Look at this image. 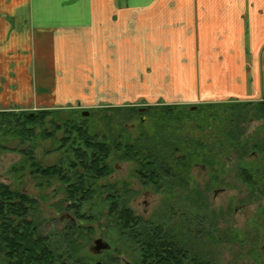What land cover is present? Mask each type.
Listing matches in <instances>:
<instances>
[{
  "label": "crops",
  "instance_id": "crops-1",
  "mask_svg": "<svg viewBox=\"0 0 264 264\" xmlns=\"http://www.w3.org/2000/svg\"><path fill=\"white\" fill-rule=\"evenodd\" d=\"M264 101V0H0V112Z\"/></svg>",
  "mask_w": 264,
  "mask_h": 264
},
{
  "label": "trees",
  "instance_id": "trees-1",
  "mask_svg": "<svg viewBox=\"0 0 264 264\" xmlns=\"http://www.w3.org/2000/svg\"><path fill=\"white\" fill-rule=\"evenodd\" d=\"M250 103L254 102L208 103L198 105V109L206 105L213 108L230 104L234 110L235 107L243 108ZM254 104L258 114L264 116V101H255ZM172 106L179 105L146 106L142 113L148 121L139 123V134L134 139L126 128L121 129L123 133H118L107 126L105 132L90 135L84 125L65 124L63 132L67 137L63 139L64 157L54 165L43 167L33 154L34 147L22 151L24 161L20 168L14 167L12 172L23 173L28 169L38 186L59 182L66 196V205L62 202L61 205L74 218L61 229L44 232L43 224L47 221L40 217L37 200L13 190L9 185L0 184V264H92L93 255L85 250L80 239L85 234L93 233V226L88 224L102 218L107 223L105 228L109 233L111 230L115 233V252L127 256L130 264H191L196 252L194 241L186 235L180 236L178 226L172 221L173 214H164L155 221L144 219L128 205L131 190L127 184L123 183L121 187L118 183L98 184L112 172L110 158L119 156L122 160L136 164L134 174L138 179L158 188L164 185L171 189L168 181L176 179L174 168L178 166V172L181 169L187 171L194 156L193 150L181 145H193L195 142V146L201 150L215 146L213 142L210 145L203 144L200 139L184 138L178 141L177 138L167 137L165 133L161 135V130L169 129L167 121L172 116L171 113H155L159 109L171 112ZM106 111L129 112L138 116L135 106L109 107ZM53 113L55 111L49 110L33 114L0 112V133L29 144L35 139L52 137L53 134L42 131L40 126ZM235 117L238 120L244 115L237 114ZM150 120L155 125V128L151 126L154 129L152 135L148 134ZM37 129L38 133L35 131ZM233 140L238 141L236 132L232 133L227 146L233 145ZM220 144L225 147V142ZM182 150H186L187 154L176 157ZM95 199L97 204H94ZM101 264L124 262L108 256Z\"/></svg>",
  "mask_w": 264,
  "mask_h": 264
},
{
  "label": "rangeland",
  "instance_id": "rangeland-1",
  "mask_svg": "<svg viewBox=\"0 0 264 264\" xmlns=\"http://www.w3.org/2000/svg\"><path fill=\"white\" fill-rule=\"evenodd\" d=\"M253 102L255 103V101ZM254 103H250L243 108L235 107L234 110L231 109L230 104L221 105L220 107L214 106L213 108H209L206 105L200 109H198V105L172 106L174 108L171 112H166L163 109L157 110L155 114L165 115V113H171L170 115L172 116L167 121L168 126H170L169 129L161 130V135L165 133L167 137L177 138L178 141H182L184 138L200 139L206 145H210L213 142L215 146L210 149L214 151L222 147L221 142H225L226 156L214 157L213 154L207 153L210 149L201 150L195 146V142H193V145H181V147L185 146L190 151L193 150L194 156L191 160V166L187 171L181 169L178 172V166L174 168L177 176L173 182L168 181V185L172 187L171 189H168L164 185L158 188L152 184L143 182L134 174L137 168L136 164L131 161L122 160L119 156H112L109 160L112 172L108 177L100 180L98 184L118 183L119 187L123 183L127 184L129 190H131L130 197L128 198L129 207L136 215L147 220L155 221V219H159L164 214H173L172 221L178 226L180 214L186 216L196 214L195 196L192 195L194 191H198L199 194L201 193L200 197H208L210 199L211 206L202 203V207L214 209L215 216L223 212L225 213L227 210L232 215L231 219L238 220L241 225L245 217L233 216V209L236 205L245 203V208L247 209L245 214L250 216L248 217L249 220L254 219L255 216L264 213V208L262 209L261 206L264 203V198L260 200V197L256 195V189L251 185L245 184L237 176L235 170L225 169L228 165L225 157H230V159L238 161L237 164L240 168L247 169L248 173H251L249 175H255L251 170L253 163L250 162L249 158L243 160V157L252 150L251 147L255 141L260 140L264 145V116L258 114ZM135 107L137 108L135 112L138 116H134V114H130L129 112L106 111L108 108L49 110L55 111V113L48 115L40 127H42V131L53 134V136L46 139H35L31 144L21 143L18 138L2 136L0 133V184L9 185L13 190L21 191L37 200L40 217L47 221V223L43 224L44 232L61 229L67 221L74 218L73 214L65 211L61 205V202L63 205H66L64 204L66 196L61 184L53 181L49 186H46V184L44 187L38 186L37 180L31 177L28 169L24 170L23 173L19 171V173L12 172L14 167L20 168V165L24 161L22 151H25L28 147H34L33 154L43 167L58 163L64 157L63 139L67 137L63 132L65 124L84 125L90 135L105 132L107 126L113 128L118 133H123L121 129L126 128L130 131L131 138L134 139L139 134V123L147 120V117L141 111L146 106L136 105ZM191 107H196V109L190 110ZM39 111L43 110L13 112L33 114L39 113ZM84 111L88 112V116H82V112ZM237 114L244 115V117L237 120L235 117ZM149 117L152 116L149 115ZM152 125H154V121L150 120L149 135L154 133ZM35 131L38 133V129ZM233 132L237 133L238 141L235 142L233 140V145L229 144L227 146ZM243 150H246V152L242 153ZM205 151L206 153L204 154ZM182 153L187 154V151L182 150V152H178L175 156L181 158ZM182 178L185 180L180 181ZM223 187L226 188V193L221 196L218 195L212 201L213 191ZM206 191L207 194H205ZM146 194L148 196H145ZM93 201L94 204L98 203L96 199ZM200 204L199 202L198 207H201ZM62 216L67 217L61 218ZM220 224L221 222H216V226ZM106 225L107 223L104 218L96 220L95 223L88 224V226H93V233L81 236V244L85 246L86 251L88 250L87 247L96 239H103L112 245V250L105 252L103 256L97 257L93 255L92 264H101L108 256L118 259V261L121 259L122 263L126 264L128 257L125 255L120 256L115 252L116 243L113 244L115 233L112 230L109 233V230L105 228ZM228 225H230L231 233L228 234L229 236H225V241H229L230 245L234 246L235 243L240 242L242 238L241 234L243 233L239 230L240 228L236 229L233 227V222ZM250 227V229H258L256 226L251 225ZM200 244L217 247L228 244V242H224V237L222 234H219V231H213L209 236L202 237ZM220 255L226 256L225 262L222 259L219 260L220 264L229 262L230 254L228 252L221 251ZM231 255L230 264H238L241 260L239 256L242 260H245L248 256V254L238 251L237 254L231 253ZM248 262L240 264H249Z\"/></svg>",
  "mask_w": 264,
  "mask_h": 264
},
{
  "label": "flooded vegetation",
  "instance_id": "flooded-vegetation-1",
  "mask_svg": "<svg viewBox=\"0 0 264 264\" xmlns=\"http://www.w3.org/2000/svg\"><path fill=\"white\" fill-rule=\"evenodd\" d=\"M251 148L252 150L243 157V160L249 158L250 162L253 163V166H251V170L255 173V175H248L251 173H248L247 169L240 168L237 164L238 161L236 159H230V157H225L226 162L228 163L225 169L235 170L237 176H239V178L245 184L251 185L256 189V195H258L260 197V200H262L264 198V145L259 140L255 141L252 144ZM225 149L226 147H221L219 150L215 151L207 149L209 150L207 151V153L213 154L214 157H221L225 155ZM245 152L246 150H243L242 153ZM205 153L206 151L204 152V154ZM225 193L226 188H217L213 191V199L211 198V200L213 201L218 197V195L221 196ZM200 194L198 191H194L192 193V195L195 196L194 203L196 205V214L189 216L180 214L178 220V233L180 234V236L186 235L187 237H190L192 242L194 241L193 244H195L194 248L196 252L194 253L193 258H191V264H220V259L225 262L226 260L224 259H226V256H221V251H226L230 254L229 262H226L224 264H230V259L232 257L231 253L237 254V251L248 254L245 260H242V258L239 256L241 260L238 264L246 263V261L248 262V260L249 264H264V213L255 216L254 219L249 220L248 217L250 216L245 214L247 210L245 208L246 204L242 203L240 205H236L233 209V216L245 217L243 218V223L240 225L238 220L231 219L232 215H230L227 210L225 213L223 212L215 216L214 209L209 207H202V203L207 206H211V204L208 197H200ZM205 194H207V191L205 192ZM145 196L148 195L146 194ZM199 202L201 203V207H198ZM261 206L263 209L264 203H262ZM64 217L67 216H62L61 218ZM217 221L221 222V224L216 226ZM231 222H233V227H235L236 229L240 228L239 230L243 233L241 234L242 238L240 242L235 243L234 246H231L229 241H225V236L231 233L230 225H228ZM251 225L256 226L258 229H250ZM246 227L247 229H245ZM213 231H219V234H222V236L224 237V242H228V244H223L217 247H209L202 244L199 245V243L201 242V238L209 236ZM258 249L260 252L258 251ZM108 251L109 250L103 251L101 254L96 256H103L105 252ZM185 262L187 263L188 260H186ZM126 264L130 263L126 262Z\"/></svg>",
  "mask_w": 264,
  "mask_h": 264
},
{
  "label": "water",
  "instance_id": "water-1",
  "mask_svg": "<svg viewBox=\"0 0 264 264\" xmlns=\"http://www.w3.org/2000/svg\"><path fill=\"white\" fill-rule=\"evenodd\" d=\"M195 109L196 107H191V110H195ZM144 110L145 108L141 109L142 112ZM82 116L83 117L88 116V112L87 111L82 112ZM110 248H111L110 244H108L103 239H96L87 247L88 251L93 255H99L103 251L110 250Z\"/></svg>",
  "mask_w": 264,
  "mask_h": 264
}]
</instances>
